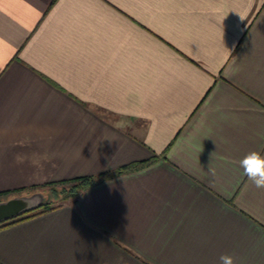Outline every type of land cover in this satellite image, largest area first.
Wrapping results in <instances>:
<instances>
[{
	"label": "crops",
	"instance_id": "1",
	"mask_svg": "<svg viewBox=\"0 0 264 264\" xmlns=\"http://www.w3.org/2000/svg\"><path fill=\"white\" fill-rule=\"evenodd\" d=\"M264 0H0V192L96 176L0 227V264H264Z\"/></svg>",
	"mask_w": 264,
	"mask_h": 264
},
{
	"label": "trees",
	"instance_id": "2",
	"mask_svg": "<svg viewBox=\"0 0 264 264\" xmlns=\"http://www.w3.org/2000/svg\"><path fill=\"white\" fill-rule=\"evenodd\" d=\"M157 159V157H154L150 160H142V161H135L132 162L130 164L124 165V166H120L119 168L112 170L110 172H106V173H102L96 176H77L74 178H70V179H65V180H60V181H55V182H50L48 184H44L42 185V187L45 186H50L52 188H56L57 185L62 186V188H60L59 195L61 196L62 200H66L69 198L72 199H76L81 192H83L86 188L90 187L91 185H94L95 183L105 179V178H109L115 175H118L120 173L126 172V171H132V170H136V169H140L142 167H145V165H148L152 162H154ZM67 185V187H66ZM2 193L5 192H0V195ZM50 193L47 192L48 195V199L45 200L43 203H41V205L37 206L36 208H32L31 210L28 209V211H25L23 213H21L19 216L7 220V221H3L0 223V227H2L3 225H10L13 223H16L18 221L24 220V219H29L30 217H33L35 215H38L42 212L48 211L53 209L56 206L61 205L60 202L58 204L50 205L49 203V199H50Z\"/></svg>",
	"mask_w": 264,
	"mask_h": 264
},
{
	"label": "water",
	"instance_id": "3",
	"mask_svg": "<svg viewBox=\"0 0 264 264\" xmlns=\"http://www.w3.org/2000/svg\"><path fill=\"white\" fill-rule=\"evenodd\" d=\"M45 200L41 192L26 195H15L0 201V223L19 216L21 213L36 208Z\"/></svg>",
	"mask_w": 264,
	"mask_h": 264
},
{
	"label": "clouds",
	"instance_id": "4",
	"mask_svg": "<svg viewBox=\"0 0 264 264\" xmlns=\"http://www.w3.org/2000/svg\"><path fill=\"white\" fill-rule=\"evenodd\" d=\"M244 174L251 180L257 188H264V157L256 151L249 152L240 161ZM233 255L221 254L219 264H235Z\"/></svg>",
	"mask_w": 264,
	"mask_h": 264
},
{
	"label": "rangeland",
	"instance_id": "5",
	"mask_svg": "<svg viewBox=\"0 0 264 264\" xmlns=\"http://www.w3.org/2000/svg\"><path fill=\"white\" fill-rule=\"evenodd\" d=\"M66 187H67V185H66ZM60 188H62V186H60V185H57L56 186V188L54 187V188H52V187H50V186H45V187H40V188H38V189H36V190H33V191H30V192H24V193H18V194H15V195H28V194H31V193H34V192H41V193H43V195H45V200H47L48 199V195H47V192H49L50 194V199H49V203H50V205H55V204H58V203H60V202H65V201H68V200H72V198H69V199H66V200H62V198H61V196L59 195V192L58 191H60ZM15 195H12V196H15ZM11 196H1L0 197V201H2V199L3 200H6V199H8V198H10ZM44 200V201H45ZM43 201V202H44Z\"/></svg>",
	"mask_w": 264,
	"mask_h": 264
}]
</instances>
